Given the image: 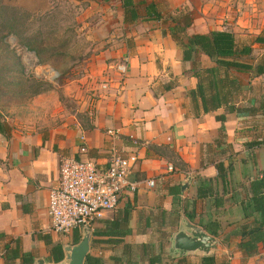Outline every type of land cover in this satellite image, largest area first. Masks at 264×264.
Listing matches in <instances>:
<instances>
[{"label":"crops","instance_id":"crops-1","mask_svg":"<svg viewBox=\"0 0 264 264\" xmlns=\"http://www.w3.org/2000/svg\"><path fill=\"white\" fill-rule=\"evenodd\" d=\"M72 1L84 2L97 47L84 79L70 81L76 85L69 94L74 108L60 105L48 117L45 110L0 134V264L64 262V247L78 243L83 228L89 229L86 256L99 264H202L203 257H213L214 264L264 261V245L252 256L238 247L239 232L259 219L254 197L264 201V125L255 119L264 117V108L254 114L223 107L203 113L200 101L187 95L197 79L170 35L167 17L194 1L131 0L126 10L123 0ZM147 3L161 20L146 13ZM256 16L233 19L228 28L204 21L196 30L193 23L188 33L228 30L235 36L248 28L250 44L252 36H264V8L261 20ZM200 60L205 64L198 65ZM195 61L200 68L213 66L201 52ZM235 74L243 88L236 105L258 107L252 93L260 77ZM112 150L130 159L127 179L134 188L127 186L117 206L90 226L69 234L52 231L48 194L58 185L62 160L88 159L104 168ZM261 179V187H253ZM192 228L215 239L208 254L173 247L174 235Z\"/></svg>","mask_w":264,"mask_h":264},{"label":"rangeland","instance_id":"rangeland-1","mask_svg":"<svg viewBox=\"0 0 264 264\" xmlns=\"http://www.w3.org/2000/svg\"><path fill=\"white\" fill-rule=\"evenodd\" d=\"M193 1L186 7L196 30L204 21L228 28L231 21L251 13L261 20L264 8V0ZM85 9L84 2L72 0H0V121L8 130L37 120L45 110L48 117L60 105L75 107L69 94L76 85L70 81L84 79L87 60L97 47ZM246 31L240 28L235 33L238 43L250 41ZM249 59L263 60L264 48H255ZM252 94L264 106V77L254 79ZM255 119L264 125V117Z\"/></svg>","mask_w":264,"mask_h":264},{"label":"trees","instance_id":"trees-1","mask_svg":"<svg viewBox=\"0 0 264 264\" xmlns=\"http://www.w3.org/2000/svg\"><path fill=\"white\" fill-rule=\"evenodd\" d=\"M125 10L133 7L131 0H123ZM146 13L156 20H161V14L156 10L154 4L147 3ZM129 15L134 17V12L129 9ZM171 23L169 32L173 40L180 47L184 61L192 62V73L197 79L195 89L189 90L187 95L191 101H200L203 113H209L220 107L225 108L227 112H241L254 114L257 109H263L261 101H258V107L237 106L238 98L241 96L243 88L239 77L235 73H246L252 77L264 76V59L251 61L253 47L252 44H258L264 47V36L262 34L252 36L250 44H240L234 34L228 30H214L208 33H188L192 24V19L187 7H182L168 14L167 17ZM197 52L204 54L213 66L200 68L195 63ZM262 107V108H261ZM220 121H224V116H219ZM7 125L0 121V134L7 133ZM218 174H222L221 165H217ZM264 179V172L262 173ZM253 183V187H261L263 180ZM256 189V188H254ZM255 210L259 212V219L255 220L250 228L239 232V249L247 256H252L257 252L258 244L264 245V201L261 197H254ZM78 233L77 231H75ZM79 234L75 236V241L79 239ZM145 249V246H141ZM54 247L53 249H55ZM129 250L127 246L126 252ZM130 252V251H129ZM128 252V253H129ZM58 258V260H60ZM202 264H214L213 257H203ZM84 264H99L93 257L87 255ZM149 264H154L152 260ZM221 264H228L222 262Z\"/></svg>","mask_w":264,"mask_h":264},{"label":"built area","instance_id":"built-area-1","mask_svg":"<svg viewBox=\"0 0 264 264\" xmlns=\"http://www.w3.org/2000/svg\"><path fill=\"white\" fill-rule=\"evenodd\" d=\"M121 73L126 65L117 66ZM107 133L114 135L112 130ZM171 169V167L169 168ZM130 159L112 150L104 168L88 159L65 158L59 168L58 185L48 194L50 228L59 234L88 227L105 211L114 209L128 181ZM153 185V181L148 183Z\"/></svg>","mask_w":264,"mask_h":264},{"label":"water","instance_id":"water-1","mask_svg":"<svg viewBox=\"0 0 264 264\" xmlns=\"http://www.w3.org/2000/svg\"><path fill=\"white\" fill-rule=\"evenodd\" d=\"M81 236L80 241L75 245L64 247L65 261L58 264H83L89 249V229L83 228ZM215 246V239L198 228L190 229L189 234L179 231L173 238V247L182 252L199 250L208 254ZM36 264H44V262L38 260Z\"/></svg>","mask_w":264,"mask_h":264}]
</instances>
